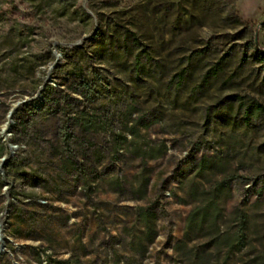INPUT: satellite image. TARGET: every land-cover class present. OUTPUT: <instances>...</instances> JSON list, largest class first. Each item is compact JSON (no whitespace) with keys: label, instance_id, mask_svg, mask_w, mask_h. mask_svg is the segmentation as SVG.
Wrapping results in <instances>:
<instances>
[{"label":"rangeland","instance_id":"obj_1","mask_svg":"<svg viewBox=\"0 0 264 264\" xmlns=\"http://www.w3.org/2000/svg\"><path fill=\"white\" fill-rule=\"evenodd\" d=\"M236 5L0 0V264H184L212 194L264 226V118L232 98L264 103V0Z\"/></svg>","mask_w":264,"mask_h":264},{"label":"trees","instance_id":"obj_2","mask_svg":"<svg viewBox=\"0 0 264 264\" xmlns=\"http://www.w3.org/2000/svg\"><path fill=\"white\" fill-rule=\"evenodd\" d=\"M233 7L230 11L232 18H236L238 22L239 13L237 10V0H232ZM128 38V36H126ZM126 40V39H125ZM132 41L138 45V39L132 36ZM137 42V43H136ZM115 46H120L117 40ZM256 47V46H255ZM257 54L264 61V50L257 47ZM150 53L145 49H141L134 58V63L137 69H140L144 64L149 63ZM221 65L218 64L206 72L203 82H206L211 76H216L221 70ZM180 76V75H179ZM82 73H77V79L82 80ZM180 77L178 81H182ZM49 101V95L46 97ZM233 100L238 102L239 108L242 110V121L246 125H250L264 118V103L259 102L254 98L245 99L243 96L234 95ZM78 127L81 132L86 134L90 130L91 121L86 117H78ZM85 135V136H86ZM87 137L81 139L80 144L86 145ZM264 148V145L262 146ZM6 151V145L0 137V155ZM10 160L8 159V162ZM146 182L141 191L146 190ZM217 197L212 194L206 202L194 209L188 222L189 229H196L205 232L207 242L202 250L191 249L183 251L184 247L178 248L179 254L187 256L184 259V264H264V226L261 228L256 220L255 214L249 213L244 209H237L225 229L221 228V208L217 204Z\"/></svg>","mask_w":264,"mask_h":264},{"label":"bare ground","instance_id":"obj_3","mask_svg":"<svg viewBox=\"0 0 264 264\" xmlns=\"http://www.w3.org/2000/svg\"><path fill=\"white\" fill-rule=\"evenodd\" d=\"M8 126H9V125L4 124V127H3V128L8 130ZM0 247H1V245H0ZM6 252H7V249H6L5 247L0 248V258H1L2 255L5 254Z\"/></svg>","mask_w":264,"mask_h":264},{"label":"water","instance_id":"obj_4","mask_svg":"<svg viewBox=\"0 0 264 264\" xmlns=\"http://www.w3.org/2000/svg\"><path fill=\"white\" fill-rule=\"evenodd\" d=\"M2 247H4V244H1Z\"/></svg>","mask_w":264,"mask_h":264}]
</instances>
